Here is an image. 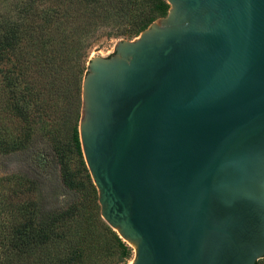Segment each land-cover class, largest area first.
Returning <instances> with one entry per match:
<instances>
[{"label": "water", "instance_id": "95a60500", "mask_svg": "<svg viewBox=\"0 0 264 264\" xmlns=\"http://www.w3.org/2000/svg\"><path fill=\"white\" fill-rule=\"evenodd\" d=\"M90 58L79 136L131 264L264 259V0H165Z\"/></svg>", "mask_w": 264, "mask_h": 264}, {"label": "trees", "instance_id": "16d2710c", "mask_svg": "<svg viewBox=\"0 0 264 264\" xmlns=\"http://www.w3.org/2000/svg\"><path fill=\"white\" fill-rule=\"evenodd\" d=\"M17 8L15 20L0 23V78L8 121L14 115H24L21 107L9 106L24 104L17 97L20 83L28 84L36 93L38 105H50L62 96L57 87L72 68L86 74L90 51L100 39L133 40L166 16L170 6L165 0H24ZM0 133H6L0 138L2 153L15 151L20 142L8 126L0 124ZM73 143L83 159L78 128ZM32 188L33 182L27 178H0V264H15L22 254H36L37 250L31 248L38 244L48 247L56 243L54 238L69 242L74 236L61 215L49 221L42 215L44 220L37 222L40 211L29 198ZM84 208L86 214L94 216L90 206ZM98 220L115 234L124 257H129L130 247L101 216ZM27 247L30 250H24Z\"/></svg>", "mask_w": 264, "mask_h": 264}, {"label": "rangeland", "instance_id": "374dc122", "mask_svg": "<svg viewBox=\"0 0 264 264\" xmlns=\"http://www.w3.org/2000/svg\"><path fill=\"white\" fill-rule=\"evenodd\" d=\"M23 1L0 0V23L15 20L17 6ZM119 40L100 39L90 51V58L111 56ZM85 75L79 68H72L57 87L62 96L53 97L50 105H38L36 93L28 84L20 83L17 97L24 104L9 106L21 107L24 115H14L9 121L4 117L7 105L3 102L0 78V124L3 128L8 126L20 142L16 150L7 155L0 150V178L12 175L32 181L29 198L40 211L37 222L44 220L42 215L47 221L61 215L72 227L70 231H74L70 238L72 245H69L70 240L54 238L56 243L48 247L38 244L31 248L37 250L36 254H22L15 264H131L136 257V251L130 247L131 255L125 258L115 234L99 223V196L83 159L74 148L73 133L75 128L79 131ZM5 134L0 133V138ZM86 205L92 209L93 217L84 212ZM54 245L59 248L52 250ZM258 263L264 264V259Z\"/></svg>", "mask_w": 264, "mask_h": 264}]
</instances>
